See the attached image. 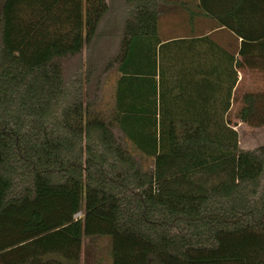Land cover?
<instances>
[{"label":"trees","instance_id":"trees-1","mask_svg":"<svg viewBox=\"0 0 264 264\" xmlns=\"http://www.w3.org/2000/svg\"><path fill=\"white\" fill-rule=\"evenodd\" d=\"M127 1L120 50L104 68L123 75L105 110L91 58L69 77L60 58L91 50L112 0H4L0 264H65L43 255L78 258L84 237L104 235L113 264H264V145L241 148L234 128L264 125V79L242 96L239 81L225 112L159 115L161 0ZM200 5L243 37L238 68L263 69L264 0Z\"/></svg>","mask_w":264,"mask_h":264},{"label":"crops","instance_id":"crops-1","mask_svg":"<svg viewBox=\"0 0 264 264\" xmlns=\"http://www.w3.org/2000/svg\"><path fill=\"white\" fill-rule=\"evenodd\" d=\"M163 2H160L161 11L158 24L160 43L158 48L164 44L163 54L169 61L164 66L166 73L163 100L161 95H158L156 101L159 115L161 110L166 115L225 112L228 96L233 95L239 81L247 79V82H252L264 79V68L261 69L263 64L259 65L260 67H254L256 64L250 62L252 67L248 66L244 72L238 68L236 58L243 37L223 25L217 18L209 15L200 5V0H179V3L170 2L164 10L161 9ZM177 8H179L182 17L185 14L183 19L179 22L173 16L163 22V14L168 10H176ZM258 29L253 28V32ZM146 43L149 44L144 46H152V42L147 40ZM91 59L93 60V58ZM114 72L113 99L118 81L123 75L119 71L118 66ZM109 74L110 71L108 72V77ZM156 78H159V76ZM232 82L236 83L233 85ZM104 88L102 92H104ZM250 89V86H246L244 90L238 92V95L242 96ZM232 100L233 98H230V102ZM153 101L155 102V98ZM152 106L154 108V105ZM253 127L264 128V125ZM119 130L121 131L120 128ZM122 135L130 142L123 132ZM134 151L136 152V150ZM150 159L153 160L154 157H150L149 162ZM97 238H104L107 241L109 250L98 248ZM48 258L59 259L65 264H113L112 240L108 235L84 237L78 258H67L59 252H50L43 255V259L46 260Z\"/></svg>","mask_w":264,"mask_h":264},{"label":"rangeland","instance_id":"rangeland-1","mask_svg":"<svg viewBox=\"0 0 264 264\" xmlns=\"http://www.w3.org/2000/svg\"><path fill=\"white\" fill-rule=\"evenodd\" d=\"M161 1L163 2L164 0ZM161 1H159L158 3L159 11H161L160 10ZM178 1L179 0H174V1L165 0L161 4L162 5L161 9L164 10L165 8H167V4L170 2L179 3ZM3 3L4 0H0V13L2 11ZM128 7H130V5L127 0H112L111 9L108 11V13L105 15L104 19L100 23L98 35L97 38L94 39L93 44L91 45L92 46L91 50H89V48H86L85 46L81 53H78L74 56H65L60 58L63 64L64 74L66 77L75 75L76 72L80 70L85 71L87 69V64L90 63L89 61L90 58H93V60L91 59V61L92 63H94V65H96L95 66L96 70L94 71L95 74L97 75L98 72L102 73V80L101 83L99 84L100 90L99 92L95 91L96 94L97 93L99 94V99L97 100V107L105 110L111 109L110 106L113 105V93H114L113 81L115 78L114 71L116 66L110 70L109 77H108L109 71L104 72V68H106L110 60L113 59L120 50V40H122L124 34L123 20L126 14H128V9H127ZM173 16H175V19L178 20L179 22L183 19V17L180 15L179 8H177L176 10L172 9L171 11L169 10L166 11V13L163 14V22L168 20V18H172ZM90 52L93 56L90 54ZM107 77L109 80L107 79ZM242 81L244 82V85L240 90H244V88H246L247 85L252 86L251 84L252 82H253V86L260 85L259 84L260 81H256V80L252 82H247V79H243ZM93 84L94 81H92V84L90 86H92ZM103 88L105 89L104 92H102ZM234 128L238 132L239 145L241 146V148L254 149L261 145H264L263 127H253L248 125L247 123H240L238 125H235ZM114 132L117 136L121 137L125 146L133 151V147H131L132 145L131 142L127 141L124 138L119 128H114ZM134 153L135 154L137 153L136 154L137 156L139 155L137 151ZM153 160L150 159V162L148 161V164L144 165V169L152 170ZM97 240H98V248L109 250L107 246V241H105L104 238L103 239L97 238Z\"/></svg>","mask_w":264,"mask_h":264},{"label":"built area","instance_id":"built-area-1","mask_svg":"<svg viewBox=\"0 0 264 264\" xmlns=\"http://www.w3.org/2000/svg\"><path fill=\"white\" fill-rule=\"evenodd\" d=\"M83 216V211H78L76 214H75V217L76 218H81Z\"/></svg>","mask_w":264,"mask_h":264}]
</instances>
